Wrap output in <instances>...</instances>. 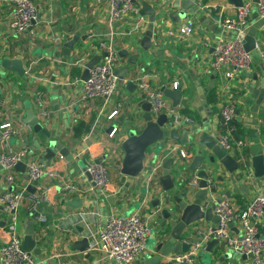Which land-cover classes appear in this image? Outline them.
Returning <instances> with one entry per match:
<instances>
[{
	"label": "crops",
	"instance_id": "obj_1",
	"mask_svg": "<svg viewBox=\"0 0 264 264\" xmlns=\"http://www.w3.org/2000/svg\"><path fill=\"white\" fill-rule=\"evenodd\" d=\"M5 1L0 0V99L3 103L0 113L3 121L12 122L20 130V136L9 142V148L17 150L27 147L28 161H45L49 168L59 174V179L51 182L53 188L49 193V201L45 205L42 204V213L34 226L36 248L40 252L39 256L34 255L36 261L57 264L49 259L57 254L60 255L59 262L62 264H116L105 260L98 252L91 251L90 259L83 258L79 252L70 249L75 242L84 238L93 246V236L104 226L108 216H129L139 212L142 213L149 229V244L132 264H143L148 253L154 254L152 250L159 243L160 230L155 218L158 209L152 207V202L158 198L164 199L167 195L172 196L174 192L180 194L186 178L191 175L177 174L180 162H176L171 170L174 185L172 193L163 192L158 181L162 169L157 179L148 182L155 167L162 166L169 158H175L173 149L189 154L187 147L167 140L168 149H160L153 168V155L149 153L141 174L137 178H126L125 182L122 181L121 144L128 138L129 131L136 130L139 133L144 127L141 118L145 113L138 106L142 95L136 84L140 77L147 76L151 86L157 90L162 87L172 90V83H178L177 89L180 88L182 93L179 107L182 113L193 120L191 126L177 129L178 138L182 137L185 131H189L188 138L191 139L194 136L190 130L192 127L198 128L199 133L205 132L213 139L218 138L219 108L227 102L232 103L238 112L236 120L241 124L244 147L229 155L236 162L243 163L246 168L243 166L232 175L222 168L215 174V178L223 179L224 184H218V193L210 196L208 201H215L229 192L230 196L227 198L242 211L251 199L258 195L264 196V176L254 178L250 163L255 156L264 157V63L260 59H254L249 70L238 72L232 79L213 74L210 67L217 42L233 37L231 32L221 27L219 15L213 10L214 6L226 7V14H232L233 10L229 9L231 5L226 0H196L191 8L184 11L170 9L163 0H144L154 8H162L164 13H157L154 23L150 22L148 16H142L145 24L139 32L133 31L136 21L134 15L124 16L116 23L110 24L106 3L97 5L92 0H33L37 8V20L31 33L20 38H12L9 33L11 7ZM138 7L140 12V5ZM180 12H183L182 17L179 16ZM178 16L180 19H177ZM187 22L194 25V31L187 38L181 37L177 30ZM147 31H152V45L145 51L141 42ZM127 33L130 35L126 36ZM74 36L79 39L69 51L68 57L64 56L61 53L62 45ZM247 36L255 38L260 49L264 48V19L259 18L256 12L249 20ZM109 38L113 39L117 52L127 53L125 58H120L117 69L128 67L127 79L133 84L132 92L128 91L126 81L117 79L118 88L108 101L96 99L83 102L80 100L83 88L80 78L84 67L74 66L73 63L84 53L89 54V60L95 56L102 57L103 52L97 49L98 44ZM133 56L136 57L134 64L129 66L128 60ZM4 59L21 60L25 70L24 76L19 77L16 73L3 69L1 62ZM254 76H257L255 80ZM250 85L251 90L261 91L260 100L263 102L257 109L252 93L248 91ZM211 90H214L216 96L215 103L208 101ZM38 94L42 95L46 107L51 111L49 124L42 126L50 133L51 140L59 141L70 151V160L60 157L59 154L45 158V143L48 140L42 134H36L33 130L27 131L25 128L27 110H33L37 118L35 99ZM170 103L172 104L171 101ZM114 110H119L115 117L116 122H113L115 118L108 121L107 117ZM134 111H137L136 114ZM60 112H63L65 117ZM133 114L138 119L135 125L129 123ZM79 122L89 125L90 129L75 139L72 130ZM112 126L118 128V131L113 138H109ZM244 150L247 161L242 155ZM89 158L94 161L102 160L108 168L111 178L109 195L92 189L86 171ZM20 169L14 168L16 183L7 189L22 192L21 207L16 212L17 223L20 224L22 232L31 221L27 214L37 211L41 205L35 210L27 209L33 194L28 191L25 167L23 172L19 171ZM4 174V170L0 168V194L6 188L2 179ZM248 176H251L252 180ZM65 185L75 188L76 193L66 194L63 188ZM197 192L196 189L191 190L193 194ZM188 199L193 200V196ZM0 206L2 207L1 202ZM10 221V215L3 209L0 212V247L7 240V226ZM206 225L212 224L196 223L185 238H189V235L197 237L194 228ZM257 228L259 235L264 238V215ZM231 232L237 235V228L232 226ZM194 247L191 246L190 249ZM227 249L225 247L221 252L216 247L214 252L217 255L211 256V264H219L215 258L221 257ZM170 255L173 254L167 256ZM165 257H162L161 264H168ZM206 257L209 255L199 253L201 261ZM262 259L264 264V252ZM233 260L236 264H247L248 259L243 260L242 255H233L231 260L224 264H232ZM0 264H3L1 256Z\"/></svg>",
	"mask_w": 264,
	"mask_h": 264
},
{
	"label": "built area",
	"instance_id": "obj_2",
	"mask_svg": "<svg viewBox=\"0 0 264 264\" xmlns=\"http://www.w3.org/2000/svg\"><path fill=\"white\" fill-rule=\"evenodd\" d=\"M94 4L106 3L108 6L109 23L114 24L127 15L136 16L133 27L134 32H139L145 24L144 17L139 14V0H92ZM11 7V19L9 22V33L12 38L27 36L32 31V26L37 20V8L33 0H6ZM232 14H226V7L214 6L213 10L219 15L221 27L233 34L231 39H224L217 42L211 58L210 67L213 74L225 79H232L238 72L249 70L253 65L254 58L244 51L243 41L247 36L249 20L254 12L259 18L264 19V0H243L240 7H232ZM194 31V25L187 22L181 26L177 32L181 37H189ZM130 35L129 33L125 34ZM59 41L58 38H56ZM100 52L106 53V57L101 59L90 71L89 79L83 83L80 100L88 102L96 99L108 101L116 91L118 80L113 75L114 69L120 65V57L114 47L113 39L100 42L97 48ZM259 59L264 63V48H256ZM90 56L84 53L76 58L74 66L84 67ZM137 89L150 106V115L156 119L160 115L167 118L168 124L175 129H182L193 124L192 118L182 113L179 106L173 107L170 101L165 98L160 90L154 89L147 76L136 80ZM178 83L173 82L172 90H177ZM0 99V106H2ZM37 118L43 125H48L51 118V111L46 107L41 94L35 99ZM119 110H114L107 117L108 121L114 119ZM217 122L219 136L217 143L220 148L228 154L234 150H241L244 147L242 140H235V129L231 125L236 118L235 106L227 102L222 104L218 111ZM27 131L32 129L25 125ZM117 128H113L109 133V138L117 134ZM20 136V130L12 122L3 121L0 113V168L5 172L2 178L6 186L0 194V202L4 211L10 215L11 221L7 226V240L0 247V256L3 264H44L45 261L38 262L32 253L22 250V236L16 231V212L22 203V192L10 191L7 189L16 183L14 168L18 163H24L25 172L29 185L37 183L36 192L30 196L27 209L35 210L40 205L48 203L49 193L53 188L51 182L59 179V174L54 169L48 167L42 160H27L28 148L10 149L9 142ZM172 154L176 159H187L188 153L183 150L173 149ZM161 165L153 169V173L148 178L151 183L159 177ZM87 174L92 183V189H97L103 195H109L111 178L109 170L103 162L95 163L93 158H89L86 166ZM252 180L251 176H248ZM198 179L193 176L188 185L197 184ZM252 182V181H249ZM186 185V184H185ZM66 194L76 193L72 186L65 185ZM24 191V190H23ZM203 207L212 208L213 215L219 221L216 225L196 226L194 232L200 243L190 249L188 253L170 255L165 257L168 264H202L199 259V247L206 242L216 240L225 244V247L232 250L234 255L249 256L247 264H263L262 255L264 252V238L259 235L257 224L264 215V196L258 195L250 200L244 210L237 207L224 195L221 201H207ZM14 211L12 215L10 212ZM153 215V214H152ZM150 215V216H152ZM237 228V235H233L231 227ZM149 229L144 221L142 213H134L129 216L110 215L106 218L104 226L93 236V246L91 251L100 253L107 261L116 264H132L145 251ZM60 255L54 254L49 259L57 264ZM48 259H46L47 261Z\"/></svg>",
	"mask_w": 264,
	"mask_h": 264
},
{
	"label": "water",
	"instance_id": "obj_3",
	"mask_svg": "<svg viewBox=\"0 0 264 264\" xmlns=\"http://www.w3.org/2000/svg\"><path fill=\"white\" fill-rule=\"evenodd\" d=\"M168 4V7L173 10H187L195 4L196 0H163ZM229 5L237 8L242 5L243 0H226ZM254 3L257 0H253ZM139 5L141 7L139 14L141 16H148L150 22L154 23L157 13H164L162 8L157 9L154 6L147 4L144 0H139ZM179 16H183V12H180ZM178 16L177 19H180ZM172 17V16H171ZM151 37L152 31H147L145 33L144 39L141 42V45L145 51L149 50L151 47ZM78 37L74 36L68 38L62 45V54L64 56L69 55V51L73 49L75 43L78 41ZM257 42L256 39L250 36H246L243 41L244 51L249 53L254 59H259L257 53ZM120 58H125L127 53L124 51H118ZM102 57H106V53L102 54ZM102 57L95 56L88 60L82 71L81 82H87L89 79V71L101 60ZM136 57H130L128 60V65L131 66L134 64ZM1 66L5 70L12 71L16 73L19 77H23L25 70L23 68L22 61L19 59H4L1 62ZM128 67L121 69H114L113 75L120 81H126L127 89L129 92L133 87L131 81L127 79ZM257 76H254V80ZM252 85L248 86V91L252 93V99L255 100V109H257L263 101L261 98L260 90H251ZM160 91L163 93L165 98L169 99L172 102L173 107L180 105L182 99L181 89L169 90L165 87H162ZM141 102L138 106L145 113L141 120L144 122V127L140 130L139 133L136 130H131L128 133V138L122 142L121 150L123 152L121 157V167L120 174L122 176V181L125 182L126 178H137L144 166L145 159L147 155L151 153L153 156L152 168L156 163L159 157L160 149H168L166 144L167 140H171L185 146L189 150L188 158L185 160H180L175 158L167 159L161 166L162 172L159 177V183L162 186L163 192L174 191L173 178L171 176V170L175 166L176 162H180L177 167V174H189L186 178L182 192H174L172 196L167 195L164 199L158 198L152 202V207L158 209V212L155 214L157 219V228L160 230L159 243L153 248V255L150 253L147 254V257L144 259L143 264H161L162 257L167 256L168 254L179 255L185 254L190 251L191 246H196L200 243L199 238L189 235L191 233V228L196 223L206 222L216 225L219 221L218 217L213 215L212 208H204L203 205L208 201L210 196L216 195L218 192V184L223 185L224 180L221 178H215V174L219 173L223 168L229 175H232L238 172L245 165L242 163L236 162L227 152L223 151L217 143V139L211 138L205 132L199 133L198 128L192 127L190 130L194 133V136L189 139V131H185L182 137L178 138L177 129L173 128L168 124L167 118L164 115L158 116L156 119H153L150 115V106L144 101V98L141 96ZM198 101V100H196ZM201 108V105L198 106ZM204 107V106H203ZM137 111H134L136 114ZM26 118L24 123L27 124L34 133L42 134L48 141L45 143L46 147V157H53L55 154H59L60 157L70 160L72 156L70 151L65 148L59 141H54L50 139V133L47 132L39 123L38 119L35 117L33 110H27ZM62 116L65 117L63 112H60ZM131 115L129 118V123L135 125L138 119L135 115ZM236 115L238 112L236 111ZM115 128V127H114ZM113 129V126L110 128V131ZM118 130V128H117ZM191 155V156H190ZM102 160H96L95 163L98 164ZM251 169L253 170L254 178L258 179L264 176V157L255 156L251 159ZM25 165L18 163L16 168H21L19 171L23 172ZM192 176H196L198 179L197 184L190 186L188 185L189 180ZM27 180V176H26ZM226 182V181H225ZM37 183H33L28 186V191L32 194L35 193L37 188ZM197 190V194L191 193V190ZM11 191V188L9 189ZM154 192V191H153ZM193 196V200L188 198ZM226 197L230 196L229 192H226ZM221 201V198L215 200V203ZM163 208L161 209V206ZM43 205L37 210L32 211L27 214V217L31 219L25 226V228L20 230V224H16V231L21 232L22 234V250L27 253H32L35 256H39L40 252L36 248V241L34 239V226L35 223L39 221L40 214L42 213ZM161 209V210H160ZM3 211V208L0 206V212ZM12 211L10 214H14ZM218 247L222 252L225 250V244L218 242L216 240H211L206 242L204 245L199 247V253H206L209 257L204 258L202 264H211V256H216L214 249ZM71 251H77L80 255H83V258H92L91 255V246L87 239H82L75 242ZM234 253L232 250L227 249L225 254L221 257L215 258L217 263L224 264L227 261H230ZM82 257V256H81ZM249 256H242L243 260H246ZM232 264H236L233 260Z\"/></svg>",
	"mask_w": 264,
	"mask_h": 264
},
{
	"label": "trees",
	"instance_id": "obj_4",
	"mask_svg": "<svg viewBox=\"0 0 264 264\" xmlns=\"http://www.w3.org/2000/svg\"><path fill=\"white\" fill-rule=\"evenodd\" d=\"M203 1H206V0H203ZM208 101L210 103H215L216 102V96H215L214 90H211L209 92ZM231 125L235 129V132H234L235 140H242L243 131H242V128H241V124L235 118L233 120V122L231 123ZM89 129H90L89 125L86 126V125L82 124V122H79L77 124V126L72 130V136H73V138L78 139L81 136V134H85V133L89 132ZM242 155L245 157V159L247 161L248 157H247V154H246L245 150L243 151ZM236 156H238V154H236Z\"/></svg>",
	"mask_w": 264,
	"mask_h": 264
},
{
	"label": "rangeland",
	"instance_id": "obj_5",
	"mask_svg": "<svg viewBox=\"0 0 264 264\" xmlns=\"http://www.w3.org/2000/svg\"><path fill=\"white\" fill-rule=\"evenodd\" d=\"M118 88V87H117ZM117 88H116V90H117ZM116 120H117V118H115L114 120H113V122H116ZM149 244V236H148V238H147V243H146V248H147V245Z\"/></svg>",
	"mask_w": 264,
	"mask_h": 264
}]
</instances>
